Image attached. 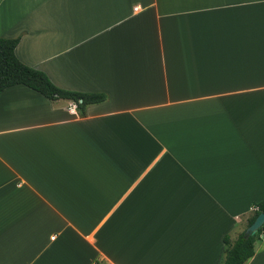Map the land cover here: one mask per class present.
Returning <instances> with one entry per match:
<instances>
[{"label": "crops", "instance_id": "1", "mask_svg": "<svg viewBox=\"0 0 264 264\" xmlns=\"http://www.w3.org/2000/svg\"><path fill=\"white\" fill-rule=\"evenodd\" d=\"M0 36L106 95L0 92V264H220L264 199V0H0Z\"/></svg>", "mask_w": 264, "mask_h": 264}, {"label": "trees", "instance_id": "2", "mask_svg": "<svg viewBox=\"0 0 264 264\" xmlns=\"http://www.w3.org/2000/svg\"><path fill=\"white\" fill-rule=\"evenodd\" d=\"M18 37L0 36V92L14 84H24L49 99L65 98L73 100L81 111L91 103H99L106 99L102 92H80L68 90L55 85L45 72L33 68L20 61L15 54ZM264 213V199L255 202L251 214L246 219L245 228L232 239L228 234L223 237L224 250L220 264H243L254 253V241L264 230V223L252 235L245 237L244 230L255 217Z\"/></svg>", "mask_w": 264, "mask_h": 264}, {"label": "water", "instance_id": "3", "mask_svg": "<svg viewBox=\"0 0 264 264\" xmlns=\"http://www.w3.org/2000/svg\"><path fill=\"white\" fill-rule=\"evenodd\" d=\"M264 223V213L260 212L255 219L253 220V222L247 226V228L244 231V236L248 237L252 234H254Z\"/></svg>", "mask_w": 264, "mask_h": 264}]
</instances>
